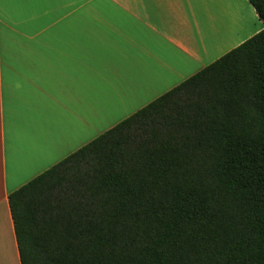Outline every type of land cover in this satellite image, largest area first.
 Returning a JSON list of instances; mask_svg holds the SVG:
<instances>
[{
    "label": "trees",
    "instance_id": "obj_1",
    "mask_svg": "<svg viewBox=\"0 0 264 264\" xmlns=\"http://www.w3.org/2000/svg\"><path fill=\"white\" fill-rule=\"evenodd\" d=\"M260 32L8 195L20 264H264Z\"/></svg>",
    "mask_w": 264,
    "mask_h": 264
},
{
    "label": "crops",
    "instance_id": "obj_2",
    "mask_svg": "<svg viewBox=\"0 0 264 264\" xmlns=\"http://www.w3.org/2000/svg\"><path fill=\"white\" fill-rule=\"evenodd\" d=\"M260 30L247 0H0V264L10 193Z\"/></svg>",
    "mask_w": 264,
    "mask_h": 264
},
{
    "label": "rangeland",
    "instance_id": "obj_3",
    "mask_svg": "<svg viewBox=\"0 0 264 264\" xmlns=\"http://www.w3.org/2000/svg\"><path fill=\"white\" fill-rule=\"evenodd\" d=\"M259 28H261V30H262V28H263V24H262V22H261L260 20H259ZM261 30H260V31H261ZM260 31H259V32H260Z\"/></svg>",
    "mask_w": 264,
    "mask_h": 264
}]
</instances>
